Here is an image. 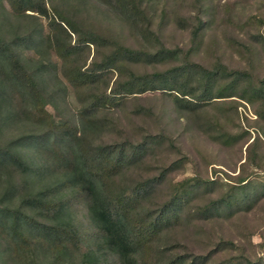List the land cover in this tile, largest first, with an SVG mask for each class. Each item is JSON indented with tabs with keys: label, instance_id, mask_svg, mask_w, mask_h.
<instances>
[{
	"label": "rangeland",
	"instance_id": "1",
	"mask_svg": "<svg viewBox=\"0 0 264 264\" xmlns=\"http://www.w3.org/2000/svg\"><path fill=\"white\" fill-rule=\"evenodd\" d=\"M140 1L138 14L130 20L133 13H129L128 22L116 12L115 1L102 5L99 0H44L47 17L27 14L45 26L54 10L65 6L94 31L124 47L149 52L177 49L175 60L129 68L143 75L188 63L196 68L187 85L179 81L178 92L156 90L111 98L87 115L84 101L91 93L78 96L58 70L67 87L65 98L55 108L41 105L40 116L47 128L68 135L92 158L101 154L99 147H122L121 163H114L112 156L99 157L104 193L118 200L123 191L146 184L147 197L125 208L139 233L148 230L173 196L181 200L165 229L155 237L140 238L134 264H166L179 256L187 264L190 259L195 264H264V0H134ZM104 53L100 49L97 54L90 46L85 67L94 59L100 61ZM218 66L223 72L204 90L203 72ZM117 78L118 71H105L99 89L92 93L108 94ZM184 91L213 100L190 112L177 102L195 101L182 97ZM196 181L201 184L196 186ZM63 193L68 237L93 247L96 263L121 264L98 248L100 239L84 195ZM226 196L234 200L230 208L203 212L211 201ZM164 212L167 215L169 209ZM24 242L33 248L37 241ZM40 243L47 247L49 241L42 238ZM71 249L65 264H81V253ZM21 253L0 255V264H30L29 256ZM39 262L44 264L43 259Z\"/></svg>",
	"mask_w": 264,
	"mask_h": 264
},
{
	"label": "trees",
	"instance_id": "2",
	"mask_svg": "<svg viewBox=\"0 0 264 264\" xmlns=\"http://www.w3.org/2000/svg\"><path fill=\"white\" fill-rule=\"evenodd\" d=\"M3 1L0 0V255L11 257L16 251L29 256L30 264H41L42 259L44 264H65L74 248L82 255L81 264H99L95 262L93 247L68 237L67 201L63 199L66 190L84 195L90 221L100 239L98 248L116 256L121 264H134L132 257L137 253L140 238L145 234L155 237L165 229L176 216L175 209L181 200L177 194L173 196L152 219L148 230L143 228L139 233L125 208L131 201L147 197L146 184L123 191L118 200L104 193L99 157L112 156L114 163H121L122 147H99L101 154L92 158L79 150L68 135L47 128L39 111L41 105L55 108L59 99L65 98L67 87L59 79L58 70L78 96L85 91L91 93L89 100L84 101L85 113L90 115L111 98L156 90L178 92L179 81L185 87L196 67L184 63L158 73L135 74L129 65L175 60L179 50L162 48L149 52L124 47L94 31L78 18L77 12L65 6L54 10V17L44 26L27 14L47 17L44 0H6L11 11ZM99 1L102 5L115 1L119 7L116 12L124 15L127 22L141 6V1L134 0ZM129 13H133L130 20ZM90 46L96 48L97 54L100 49L105 53L100 61L94 59L86 68L85 52ZM26 53L31 55L26 57ZM107 70L118 71L117 80L108 94L94 95L92 92L99 89ZM221 71L223 68L218 66L212 72H203L207 79L204 90L209 89V81L221 75ZM180 93L195 100L177 99L190 112L213 100L210 96L195 97L191 91ZM200 184L196 181V186ZM233 201L230 196L219 198L207 204L203 212L219 210L221 206L230 208ZM42 238L49 241L47 247L41 246ZM26 240L37 242L30 248ZM166 264L187 262L179 256ZM189 264H195V260L190 259Z\"/></svg>",
	"mask_w": 264,
	"mask_h": 264
}]
</instances>
